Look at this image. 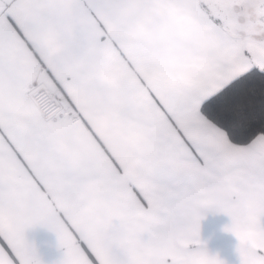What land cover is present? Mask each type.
<instances>
[{"label":"snow or ice","instance_id":"obj_1","mask_svg":"<svg viewBox=\"0 0 264 264\" xmlns=\"http://www.w3.org/2000/svg\"><path fill=\"white\" fill-rule=\"evenodd\" d=\"M209 211L264 264V0H0V264H226Z\"/></svg>","mask_w":264,"mask_h":264},{"label":"crops","instance_id":"obj_2","mask_svg":"<svg viewBox=\"0 0 264 264\" xmlns=\"http://www.w3.org/2000/svg\"><path fill=\"white\" fill-rule=\"evenodd\" d=\"M230 218L218 212H207L201 221V239L206 242L210 253L219 254L226 264H240L236 252L237 238L230 232L224 231V226ZM27 239L33 243L45 264H54L63 255V249L57 246V239L53 232L44 227L31 228L26 233Z\"/></svg>","mask_w":264,"mask_h":264},{"label":"clouds","instance_id":"obj_3","mask_svg":"<svg viewBox=\"0 0 264 264\" xmlns=\"http://www.w3.org/2000/svg\"><path fill=\"white\" fill-rule=\"evenodd\" d=\"M167 59H168V55L166 52H164L158 57V62L164 63Z\"/></svg>","mask_w":264,"mask_h":264}]
</instances>
